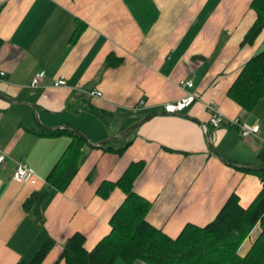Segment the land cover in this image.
Segmentation results:
<instances>
[{
    "label": "crops",
    "instance_id": "0c3cea01",
    "mask_svg": "<svg viewBox=\"0 0 264 264\" xmlns=\"http://www.w3.org/2000/svg\"><path fill=\"white\" fill-rule=\"evenodd\" d=\"M251 1L0 0V69L6 72L0 147L8 153L0 163V264L28 260L48 237L56 244L42 264H55L75 231L84 232L93 249L126 196L119 186L105 198L97 190L106 179L117 181L134 160L146 162L134 186L152 200L147 218L172 237L187 222L212 221L234 191L251 203L263 187L260 176L222 161L209 142L233 162L263 166L264 120L246 115L227 94L264 44V30L242 44L256 19ZM113 54L122 62L109 65ZM42 70L45 78L31 86ZM61 76L67 82L57 86ZM181 78L193 86L179 84ZM93 88L103 95H91ZM189 93L197 98L183 110H165ZM209 99L226 118L257 123L261 131L244 138L227 119L213 125ZM41 123L70 124L94 143L115 137V150L87 142L75 178L65 190L52 188L43 202L39 226L24 202L32 191L50 187L47 176L71 141L67 132L45 134ZM19 160L34 171L25 182L13 175Z\"/></svg>",
    "mask_w": 264,
    "mask_h": 264
},
{
    "label": "trees",
    "instance_id": "16d2710c",
    "mask_svg": "<svg viewBox=\"0 0 264 264\" xmlns=\"http://www.w3.org/2000/svg\"><path fill=\"white\" fill-rule=\"evenodd\" d=\"M251 6L256 11V19L246 32L243 45L255 42L264 30V0H252ZM120 62L122 56L109 55V65ZM227 92L246 110L259 105L264 97V49L246 60ZM42 132L49 135L67 132L71 141L47 176L50 187L32 191L24 202L25 210L33 212L39 226L44 223L43 202L50 197L52 188L65 190L75 178L88 142L81 133L70 128L43 129ZM101 147L113 149L110 141ZM123 149L117 148L118 151ZM259 156L264 165V145ZM145 164V160H134L117 181L106 179L101 183L97 191L102 198L118 186L126 193L110 218V232L89 250L86 234L75 231L67 238L55 264H112L119 259L129 264L137 259L147 264H264V170L239 167L257 173L263 183L249 205L243 204L239 192L234 191L212 221L203 225L187 222L182 231L172 237L148 220L152 200L135 189L136 178ZM256 228L258 232L254 237L251 232ZM249 237L250 245L243 250L244 241ZM55 244L56 239L48 237L32 257L22 258L15 264H42Z\"/></svg>",
    "mask_w": 264,
    "mask_h": 264
},
{
    "label": "built area",
    "instance_id": "2783aa9c",
    "mask_svg": "<svg viewBox=\"0 0 264 264\" xmlns=\"http://www.w3.org/2000/svg\"><path fill=\"white\" fill-rule=\"evenodd\" d=\"M6 72L3 69H0V79L2 77H5ZM46 76V72L45 71H39L34 75V78L32 79L31 82V86L35 87L37 86L40 81L45 78ZM67 80L66 78H64L63 76H61V78H59L57 81H55V84L57 86H61V84H66ZM193 80L189 79V78H181L179 81V84L183 85V86H189L192 87L193 86ZM89 93L93 96L96 97H101L103 95V92L100 90H97L96 88L90 89ZM197 98V95L195 93H189L187 94L185 97H183L180 101L176 102H168V104H166V108L165 110L168 112H175V111H181L183 110L185 107H187L188 104H191L195 99ZM206 106L207 109H209L211 111V117H210V122L217 126L220 127L222 125V123L225 122V120H228V123H230V125H236L239 128V131H241V135L244 138H251V137H255L254 135L258 134L261 130H260V125L257 123L254 124H250V123H246L244 121H242L239 117H235V118H226L225 114L220 112L217 109V105L215 104V100L214 99H209L206 102ZM206 128V126H204ZM7 154L6 150H4L3 148L0 147V163L4 162L5 159L7 158ZM13 175L15 178L20 179L21 182H25L27 180H29L31 178L32 175H34V171L33 169L28 165L27 162H22V161H18Z\"/></svg>",
    "mask_w": 264,
    "mask_h": 264
},
{
    "label": "water",
    "instance_id": "95a60500",
    "mask_svg": "<svg viewBox=\"0 0 264 264\" xmlns=\"http://www.w3.org/2000/svg\"><path fill=\"white\" fill-rule=\"evenodd\" d=\"M1 95H4L3 93H0ZM5 97V96H4ZM31 106L35 109H38L37 105L35 104H31ZM154 114H149L147 116H145L144 118H142V120L138 121V122H135L133 123L132 125L129 126L128 129H126L125 131H123L122 133L126 134L128 133L131 129L135 128L136 126H139L140 124H142V122H145L147 119H151L153 117ZM43 127H45L46 129L50 130V129H55V128H59V129H62L63 127L65 128H70L72 129L73 131L75 132H79L81 133L84 137H86V140L88 141L89 144H92V145H98V146H103V144L109 142L110 140H113L115 137H108L106 139H104L102 142H98V143H94L92 142L91 140H89V137H87L85 135V133H83L82 131H80L79 129H75L73 128L70 124H64L62 127H59V126H46L44 125L43 123H41ZM211 132L208 133V135H210ZM210 142V145H211V149L216 153L218 154V156L220 158H222V161L224 160L225 162L229 163V164H232V166H235V167H242V168H245L247 170H250V169H256V170H259V171H263L264 170V165H258V164H254V165H245V163H241V162H233L232 160H230L229 158H226L224 156L221 155V153L218 151V149L216 148V145H214V143L212 142V140L210 139L209 140Z\"/></svg>",
    "mask_w": 264,
    "mask_h": 264
},
{
    "label": "rangeland",
    "instance_id": "374dc122",
    "mask_svg": "<svg viewBox=\"0 0 264 264\" xmlns=\"http://www.w3.org/2000/svg\"><path fill=\"white\" fill-rule=\"evenodd\" d=\"M261 49H264V44L259 48L258 51H260ZM245 113L246 115L248 114H251L252 117L256 118V120L259 122V123H263L262 121L264 120V97L262 98V100L260 101L259 105H256L253 109L251 110H245ZM116 136V135H115ZM257 142V141H256ZM260 142V141H259ZM250 200V199H249ZM249 200H244L246 203L249 201ZM249 203V202H248ZM247 203V204H248ZM258 232V228L254 229L251 233H252V236L255 237V235L257 234ZM251 236V234H250ZM251 237L249 238H246V240L244 241V245H243V250L247 249L250 245V241H248V239H250Z\"/></svg>",
    "mask_w": 264,
    "mask_h": 264
}]
</instances>
